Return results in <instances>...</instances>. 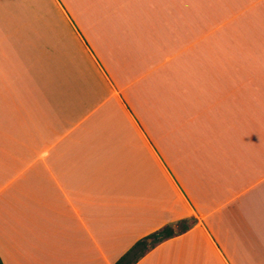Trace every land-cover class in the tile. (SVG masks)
Returning <instances> with one entry per match:
<instances>
[{
    "label": "crops",
    "instance_id": "crops-1",
    "mask_svg": "<svg viewBox=\"0 0 264 264\" xmlns=\"http://www.w3.org/2000/svg\"><path fill=\"white\" fill-rule=\"evenodd\" d=\"M183 219L135 264H264V0H0L3 264Z\"/></svg>",
    "mask_w": 264,
    "mask_h": 264
},
{
    "label": "trees",
    "instance_id": "trees-1",
    "mask_svg": "<svg viewBox=\"0 0 264 264\" xmlns=\"http://www.w3.org/2000/svg\"><path fill=\"white\" fill-rule=\"evenodd\" d=\"M194 224L193 221L183 219L177 223L178 230L174 228V225L167 224L158 229L154 233L150 234V237L154 238L153 244L160 242L164 239L178 235L185 232ZM146 245L143 239L137 241L115 264H135L141 257H143L147 251L154 245ZM0 264H3L0 258Z\"/></svg>",
    "mask_w": 264,
    "mask_h": 264
},
{
    "label": "rangeland",
    "instance_id": "rangeland-1",
    "mask_svg": "<svg viewBox=\"0 0 264 264\" xmlns=\"http://www.w3.org/2000/svg\"><path fill=\"white\" fill-rule=\"evenodd\" d=\"M154 242V240L152 242H150V240H148V244L147 245H152Z\"/></svg>",
    "mask_w": 264,
    "mask_h": 264
},
{
    "label": "water",
    "instance_id": "water-1",
    "mask_svg": "<svg viewBox=\"0 0 264 264\" xmlns=\"http://www.w3.org/2000/svg\"><path fill=\"white\" fill-rule=\"evenodd\" d=\"M145 244H148V239L144 241Z\"/></svg>",
    "mask_w": 264,
    "mask_h": 264
}]
</instances>
